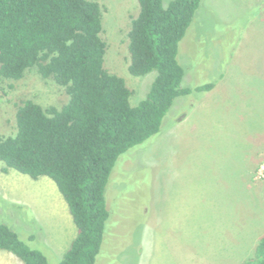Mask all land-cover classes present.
<instances>
[{"label":"rangeland","instance_id":"obj_1","mask_svg":"<svg viewBox=\"0 0 264 264\" xmlns=\"http://www.w3.org/2000/svg\"><path fill=\"white\" fill-rule=\"evenodd\" d=\"M96 1L104 66L125 80L136 105L156 75L127 69L137 1ZM178 60L183 85L214 86L178 99L157 134L119 157L95 264H244L264 235V0H201ZM24 99L61 107L67 97L35 70L0 80L1 135L14 132ZM4 168L0 161V222L31 248L47 249L45 238L60 233L61 222L74 225L62 195L46 176Z\"/></svg>","mask_w":264,"mask_h":264},{"label":"trees","instance_id":"obj_2","mask_svg":"<svg viewBox=\"0 0 264 264\" xmlns=\"http://www.w3.org/2000/svg\"><path fill=\"white\" fill-rule=\"evenodd\" d=\"M127 32L128 72H156L143 99L131 105L125 80L104 66L102 8L96 0H0V80L35 70L64 89L61 107L16 104L15 130L0 134V161L33 179L50 178L76 234L61 258L28 246L0 222V249L23 264H95L110 212L106 187L120 156L160 131L176 101L209 91L214 82L183 85L179 43L201 0H136ZM51 257V258H50ZM244 264H264V235Z\"/></svg>","mask_w":264,"mask_h":264},{"label":"crops","instance_id":"obj_3","mask_svg":"<svg viewBox=\"0 0 264 264\" xmlns=\"http://www.w3.org/2000/svg\"><path fill=\"white\" fill-rule=\"evenodd\" d=\"M67 206V205H66ZM60 233L46 237L44 243L54 258H61L75 237L76 228L65 219L58 227ZM57 229V230H58ZM56 231V230H55ZM0 264H23L22 261L9 251L0 249Z\"/></svg>","mask_w":264,"mask_h":264}]
</instances>
